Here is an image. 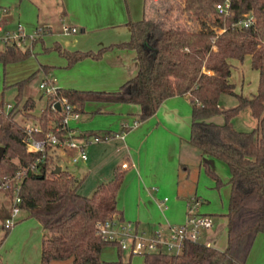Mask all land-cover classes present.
<instances>
[{
  "label": "trees",
  "instance_id": "obj_1",
  "mask_svg": "<svg viewBox=\"0 0 264 264\" xmlns=\"http://www.w3.org/2000/svg\"><path fill=\"white\" fill-rule=\"evenodd\" d=\"M224 2L181 0L179 18L170 15L173 11L170 5L155 14L153 0H146L144 17L127 23L131 30L128 41L97 52L68 51L56 44L55 49L67 59L68 67L85 58L100 59L106 51L115 48L134 50L138 72L117 91L59 88L56 96H47L41 114L34 116L36 101L27 91L33 74L15 83L18 94L10 110L6 111L4 104H0L3 108L0 147L5 149L0 162V191L13 199L14 177L24 171L18 182L20 202L11 208L16 206L26 211L42 225L40 264L55 261L103 264L102 250L110 244L122 252L118 242L103 238L100 225L127 223L117 199L128 169L115 167L113 177L99 185L91 196L81 195L78 188L83 179L67 169L53 173L57 166L53 146H47L45 152L27 150L28 126L17 120V114L35 117L37 125L32 127L37 126L38 130H33L32 137L45 141L51 132L58 136L68 134L69 129L63 125L64 110L56 106L60 98H66L80 114L89 102L135 104L140 107L139 119L144 121L154 116L165 100L175 96H187L192 104L190 144L229 167L231 194L224 215L227 246L219 250L205 243L188 242L178 254L145 253L143 264H247L257 235L264 232V0H229L232 13L222 16L216 6ZM247 17H253L247 27L235 25ZM219 29L222 31L218 32ZM33 53L16 43H5L0 49V63L6 66L23 61ZM248 56L252 68L259 72L258 90L251 97L236 92L230 80L232 60L243 62ZM42 68L48 72L50 66ZM223 94L236 97L237 106L223 110L220 107ZM245 109H250L257 121L250 131L239 130L233 123V118ZM218 115L224 117L223 123L212 119ZM98 135V132H86L78 136ZM39 160L45 170L40 174L32 170ZM207 171L220 187L221 178L209 168ZM8 181L9 188H5ZM9 215L0 209L1 220ZM2 228L6 230V238L11 227L6 228L3 223Z\"/></svg>",
  "mask_w": 264,
  "mask_h": 264
},
{
  "label": "crops",
  "instance_id": "obj_2",
  "mask_svg": "<svg viewBox=\"0 0 264 264\" xmlns=\"http://www.w3.org/2000/svg\"><path fill=\"white\" fill-rule=\"evenodd\" d=\"M95 1L101 2V0ZM84 4L85 0H20V11L17 16L9 14L6 7L0 5V9L6 10L3 20L0 19V33L3 32V25L7 24L8 21L15 20V18L18 23L23 22L31 26H40L46 28L45 33H50L52 22L57 19L62 23V31L63 26L67 25L76 27L80 29L81 33H84L81 36H75L77 32L74 34L63 32V35H58L59 41L62 40L63 36L68 37L71 35L72 40L67 39L63 42L70 49L97 52L111 44L130 40L131 30L127 26L128 21L125 18L118 22L115 28L117 29V26L120 25H125L126 28L113 32L110 39L104 40L103 35L99 39L91 34L102 28L101 12L95 13L92 10L91 12L90 8L88 9ZM140 8L142 16L133 19L135 21L144 17L147 9L146 0L140 1ZM0 39L3 41L2 37ZM108 40H111V43L106 45ZM33 46L32 50L34 52ZM87 46L96 48V50H92ZM245 60L250 62L252 68L251 57L248 56ZM244 61L232 60V75L234 69L238 65L242 66ZM66 64H68L67 60L64 65ZM41 66L51 65L41 64ZM5 67L3 66V68ZM138 69L139 63L134 50L115 48L106 51L100 59L85 58L77 62L72 68L73 75L62 77L60 84L55 78L51 77L52 67L48 72L43 69L44 78L40 84L46 80H53L57 87L61 89L113 92L119 90L126 81L133 78ZM253 70L258 74V83L250 95L243 94L248 97L255 94L259 86V72ZM232 75L230 80L235 84ZM235 90L237 92L236 84ZM27 91L29 94L30 89ZM1 103L5 104L3 101ZM91 104L97 105L95 110L90 108V111L101 114V126L94 121V117L88 115L89 110L86 111L87 105ZM139 114L140 107L135 104L89 102L85 106L84 113L80 114L79 119L70 120L75 122V128L69 125V128L78 134L95 132L97 128H101L98 136L107 137L103 140L106 143L102 148L104 159L101 162V183L99 185L113 177L115 167L123 166L128 169L117 199L118 208L123 212L125 220L133 223L139 233L150 236L158 229H166L169 225L183 224L193 203H197L194 206L197 213L210 216L214 221L218 219V213L212 212V210H204L202 207L205 205V200L198 195V178L202 166L206 169L209 168L220 177L218 164H216L219 159L203 155L199 149L189 142L192 123V104L189 98L187 96H175L165 100L156 114L144 121L139 119ZM251 117V121L248 122L247 126L254 128L257 121L253 116ZM35 125L27 126L32 127ZM66 152H74L72 157L78 155V151L75 149L66 150ZM87 161L88 156L87 160H79L76 164H84ZM72 174L76 177L74 173ZM226 178L228 188H226L225 193L227 202H229L231 194L230 176ZM213 181L216 183L215 179ZM216 188L219 190L217 185ZM195 199L197 202H193ZM224 215L220 214L223 219L220 227H226L227 229V219ZM16 221L17 223L11 227L10 233L2 242L0 253L6 248L5 246H10L8 243L11 240L12 246L23 242L28 247V258H25L24 264H40L42 243L35 236L38 234L40 237L44 234L42 225L35 218L29 217L28 214H23ZM219 230L216 229L213 233L206 232L203 235L204 242L211 240L213 245L217 241ZM260 235H264V232ZM226 246L227 243L222 250ZM32 247L35 249L38 247L40 261L34 257ZM121 257L122 253H119V258ZM10 261L11 255L6 254L3 263L10 264ZM247 264H249V259Z\"/></svg>",
  "mask_w": 264,
  "mask_h": 264
},
{
  "label": "rangeland",
  "instance_id": "obj_3",
  "mask_svg": "<svg viewBox=\"0 0 264 264\" xmlns=\"http://www.w3.org/2000/svg\"><path fill=\"white\" fill-rule=\"evenodd\" d=\"M94 1L95 0H85L84 6L88 9L90 8V11L92 10L95 13L101 12L102 28L101 30L91 33L95 37L97 36L99 39L102 35L105 37L103 38L104 40L110 39L113 32H116L122 28H126L125 25L117 26V29L115 28V25L122 21V19L125 18L126 21H129L142 16V10L140 8L141 0ZM172 1L174 2L173 5H171ZM0 5L5 6L9 11V14L14 16H17L18 12L20 11V0H0ZM169 5L171 6V11L173 10L170 12V15L174 17L179 16L180 18L181 11L179 7L181 6V0H153V12L155 14H159L160 11H163L164 8ZM5 12L6 10H3L2 8L0 9V19L3 20ZM1 24L3 25L2 22ZM3 26L4 29L3 32L0 33V38L2 37L4 42L0 39V49L4 47V43H16L23 50H32V46L34 44L33 48L35 51L29 58L23 61L10 63L6 65L5 68H3L4 65L0 63V103L3 101L6 104V106L4 104L5 110H7V104H10L12 108L16 103V96L18 94V87L15 85V83H17L16 81L28 76L30 77L34 74L30 79L27 88L28 90L30 89L28 95H32L36 99V106L32 113L34 116H39L47 103V95L43 94L42 89L39 88V84L44 78V70L41 64L51 65V77L55 78L58 84H60L62 77L64 78L67 76H72L73 66L68 67V64L64 65L67 59L55 49V46L56 44H59L64 50L76 51V49H70L66 47L63 43L64 40H72L73 38L70 35L68 37L63 36L61 41H59L60 39L58 40V35H63L64 33L62 31V23H60L57 19H55V22H52L50 33H45L46 28H42L40 26H31L27 23L24 24L23 22L18 23L16 18L15 20L8 21V23ZM19 33H22L25 36L16 35ZM83 34L84 33H81L80 29H78V32L75 34V36H81ZM40 36H42L41 40ZM110 41L111 40H108L106 45L110 44ZM87 47L91 48L92 50H96V48L91 46ZM232 78L233 82L236 84L237 92L246 95H250L258 83V74L251 68L250 62L248 60H245L242 66L238 65L237 68L234 69ZM237 104L238 100L234 96L223 94L220 97V107L223 110L236 107ZM96 106V104L87 105L86 111L89 110L88 115L94 117V121L101 126V114L90 111V108L95 110L97 108ZM0 110H3V108ZM251 116V110L245 109L240 115L233 118L235 127L239 130L250 131L252 128L247 126V124H249L248 122L251 121ZM16 118L19 122H23L24 125H37V120L35 117H24L21 113L17 114ZM212 119L220 123L225 121L222 115L215 116ZM74 123V121H70V127L75 128ZM99 129L101 130V128H97L95 132H99ZM105 143L106 141H99L87 144L85 151L88 156V161L84 164H76L72 162V154L74 152L68 153L64 150H58L56 153H54L56 165L62 166L63 169H67L71 173H74L78 179H83L80 187L78 188V192L81 195L91 196L101 183V162L104 159L102 156V148L104 147ZM216 164H218L222 186L219 187L218 190V188H216V183L213 181L214 179L209 175L207 169L204 166H202L201 169L198 167V170L200 169L198 178V195H200L205 200V205L202 206L204 210H212V212L218 213L219 215V218L214 221L215 225L213 230L207 233H213L216 231V229H220L217 241L212 246L222 250V248L225 247L227 243V229L226 227H220L221 223L223 222L220 214H225L228 209V202L225 192L226 188H228V185L226 184V177L230 176V170L227 164L221 160H217ZM15 196L16 194H14V198L12 199L8 194H6V192L0 191V209H4L6 214L12 213L11 207L14 205ZM195 205L196 203H193L191 207H194ZM23 214L28 213L24 210H21L19 215L16 216V219L23 216ZM3 223L5 224V220L0 219V242L7 238H5L6 230L2 228ZM35 238L42 243L43 234L40 237L38 234H36ZM11 242L12 240L10 243H8L10 246H5L6 248L1 251L0 264H4L3 259L6 257V254L11 255L10 264H24L25 258H28V247H26V243H16L12 246ZM31 244L32 242L30 245ZM37 248L35 249L32 247L31 250L35 254L34 257L39 259L38 257H40V253H38ZM121 253L122 257L119 258L117 246L114 244L105 246L101 253L103 264H142L143 262V255L141 254H134L130 257L131 251L129 249L122 250ZM248 259L249 264H264V235H257ZM38 261H40V259ZM52 264H70V261H55Z\"/></svg>",
  "mask_w": 264,
  "mask_h": 264
},
{
  "label": "built area",
  "instance_id": "obj_4",
  "mask_svg": "<svg viewBox=\"0 0 264 264\" xmlns=\"http://www.w3.org/2000/svg\"><path fill=\"white\" fill-rule=\"evenodd\" d=\"M219 15L227 16L231 14L229 0H225L224 3H220L216 6ZM253 20V17H247L243 21H239L237 26L247 27ZM1 30V27H0ZM220 30V31H219ZM218 32L222 30L219 29ZM63 32L65 34H74L78 32L76 27L63 26ZM20 36H25L22 33L16 34ZM40 88L43 93L47 96H56L59 88L53 80H46L40 84ZM61 109L64 110L65 117L63 120V125L68 128V134L63 136H58L56 133L51 132L48 134V138L45 141L36 140L32 137L33 130L37 131L38 127H28L27 133L29 138L27 140V150L29 152H45L47 146L51 145L56 150H71L75 149L78 151V155L72 157V162L76 163L79 160H87V153L85 151L86 145L99 142L107 139V137L102 138L101 136H93L90 138H80L76 131L69 128L70 120H77L80 118V113L74 110V106L68 102L66 98H60L58 100ZM11 108V105H7V110ZM56 109L55 106H53ZM42 161H38L36 164L32 165V170L40 174L44 172ZM24 171L18 172L14 180L15 200L14 205L20 202L17 195L18 182ZM10 181L4 184L5 188H9ZM167 199L165 198V201ZM197 204V203H196ZM20 209L16 206L12 208V213L5 220V227L10 228L16 223V216L18 215ZM215 225L214 219L207 215H202L196 212L194 207H190L187 213L186 220L180 225H169L166 229H158L152 235L147 236L144 233H139L135 228L133 223H112L106 222L100 225V232L104 239L118 242L121 250H130L131 254H145L149 252H166L178 254L182 252L184 246L188 242H201L205 243L207 246H212L211 240L209 242H204L203 235L213 229Z\"/></svg>",
  "mask_w": 264,
  "mask_h": 264
},
{
  "label": "water",
  "instance_id": "obj_5",
  "mask_svg": "<svg viewBox=\"0 0 264 264\" xmlns=\"http://www.w3.org/2000/svg\"><path fill=\"white\" fill-rule=\"evenodd\" d=\"M56 106L58 107V109L61 108L60 103H57ZM4 151H5L4 147H0V162H1V159H2V157H3ZM61 171H62V167L59 166V165H57V166L55 167V169L53 170V173H54V174H58V173H60Z\"/></svg>",
  "mask_w": 264,
  "mask_h": 264
}]
</instances>
